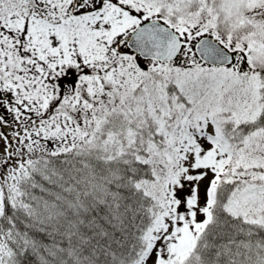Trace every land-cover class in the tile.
<instances>
[{"label":"snow or ice","instance_id":"obj_1","mask_svg":"<svg viewBox=\"0 0 264 264\" xmlns=\"http://www.w3.org/2000/svg\"><path fill=\"white\" fill-rule=\"evenodd\" d=\"M0 264H264V0H0Z\"/></svg>","mask_w":264,"mask_h":264}]
</instances>
